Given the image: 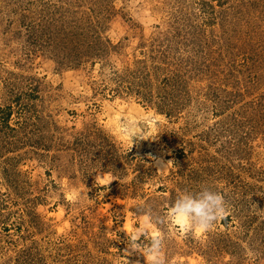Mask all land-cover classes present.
Returning <instances> with one entry per match:
<instances>
[{"label":"rangeland","instance_id":"obj_1","mask_svg":"<svg viewBox=\"0 0 264 264\" xmlns=\"http://www.w3.org/2000/svg\"><path fill=\"white\" fill-rule=\"evenodd\" d=\"M203 186L230 212L182 232ZM141 226L167 264H264V0H0V264H146Z\"/></svg>","mask_w":264,"mask_h":264},{"label":"clouds","instance_id":"obj_2","mask_svg":"<svg viewBox=\"0 0 264 264\" xmlns=\"http://www.w3.org/2000/svg\"><path fill=\"white\" fill-rule=\"evenodd\" d=\"M130 134L134 135L137 141L143 139L142 133L135 132L134 129H130ZM96 183L110 184L104 175L102 178L98 175ZM229 212L230 206L224 194L209 186H203L199 191L181 192L169 207L165 219L175 224L182 232L206 233ZM143 216L148 220L153 219L151 206H145ZM146 236L147 232L143 226L134 229L131 235L127 234V249L123 254L124 257L135 252L144 257L146 264H167L160 235H154L148 243L141 240V237Z\"/></svg>","mask_w":264,"mask_h":264},{"label":"trees","instance_id":"obj_3","mask_svg":"<svg viewBox=\"0 0 264 264\" xmlns=\"http://www.w3.org/2000/svg\"><path fill=\"white\" fill-rule=\"evenodd\" d=\"M80 36V35H79ZM81 37V36H80ZM83 50V49H82Z\"/></svg>","mask_w":264,"mask_h":264}]
</instances>
